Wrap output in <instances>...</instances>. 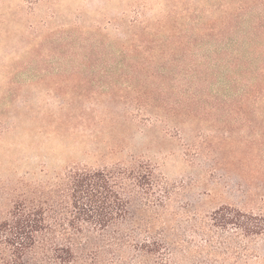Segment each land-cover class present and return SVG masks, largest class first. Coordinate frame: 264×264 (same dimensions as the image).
<instances>
[{
	"label": "rangeland",
	"instance_id": "obj_1",
	"mask_svg": "<svg viewBox=\"0 0 264 264\" xmlns=\"http://www.w3.org/2000/svg\"><path fill=\"white\" fill-rule=\"evenodd\" d=\"M224 1L0 0V224L70 171L122 168L152 188L129 189L127 221L83 239L76 264H264V236L236 261L210 221L264 213V103L249 99L264 0L233 22L242 68L214 43Z\"/></svg>",
	"mask_w": 264,
	"mask_h": 264
},
{
	"label": "trees",
	"instance_id": "obj_2",
	"mask_svg": "<svg viewBox=\"0 0 264 264\" xmlns=\"http://www.w3.org/2000/svg\"><path fill=\"white\" fill-rule=\"evenodd\" d=\"M250 1L225 0L218 7L222 17L217 20L220 27H216L214 43L221 44L218 50L235 52L229 58L237 68L250 59L243 54L244 49L235 51L243 45L232 39L237 30L233 22L243 19ZM257 21L254 27L261 22ZM261 72L257 83L249 88L252 103H264V67ZM148 179L149 182L135 170L84 168L66 174L52 198H22L10 219L0 224V264H76L80 242L90 234H103L127 221L131 206L129 189H151V177ZM210 221L212 227L233 238L236 261L242 243L264 236V213L223 206L211 214ZM214 241L210 234L205 244ZM154 243L158 244L156 250H146V246L143 250L158 253L163 261L171 253L170 244Z\"/></svg>",
	"mask_w": 264,
	"mask_h": 264
}]
</instances>
